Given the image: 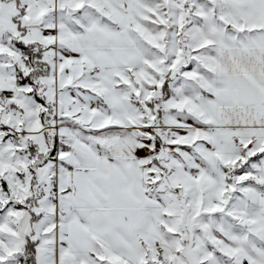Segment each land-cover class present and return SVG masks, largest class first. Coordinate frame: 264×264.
<instances>
[{"label":"snow or ice","instance_id":"6c2138e0","mask_svg":"<svg viewBox=\"0 0 264 264\" xmlns=\"http://www.w3.org/2000/svg\"><path fill=\"white\" fill-rule=\"evenodd\" d=\"M0 264H264V0H0Z\"/></svg>","mask_w":264,"mask_h":264}]
</instances>
